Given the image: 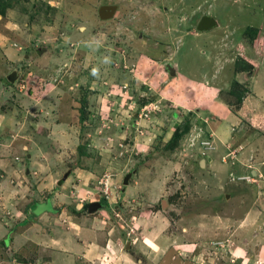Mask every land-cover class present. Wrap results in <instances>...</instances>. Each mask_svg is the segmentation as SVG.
<instances>
[{
    "label": "rangeland",
    "instance_id": "374dc122",
    "mask_svg": "<svg viewBox=\"0 0 264 264\" xmlns=\"http://www.w3.org/2000/svg\"><path fill=\"white\" fill-rule=\"evenodd\" d=\"M9 3L0 15V221L58 180L79 185L86 175L95 193L106 187L102 217L145 246L126 248L137 264H264V0ZM101 6L115 7L110 18H99ZM202 16L216 26L196 31ZM214 100L210 115L222 131L233 126L227 146L196 116ZM67 193L73 208L81 198ZM6 249L0 264L45 263Z\"/></svg>",
    "mask_w": 264,
    "mask_h": 264
},
{
    "label": "crops",
    "instance_id": "0c3cea01",
    "mask_svg": "<svg viewBox=\"0 0 264 264\" xmlns=\"http://www.w3.org/2000/svg\"><path fill=\"white\" fill-rule=\"evenodd\" d=\"M216 103L218 102L215 100L208 103L210 106L205 110V115L198 114L196 116L203 123V129L209 131L213 138L218 133L226 137V142L223 145L227 146L230 141L233 143L235 139L232 133L233 126L229 132L221 130L222 122L209 113L211 112V105ZM226 112L227 115L228 109ZM3 164L5 166V160L0 158V166ZM16 167L19 168L20 164L16 163ZM9 171L5 170L4 174ZM78 176L76 175L75 179L79 180V185L72 183V181H66L70 190L65 189V182L60 184L52 194L48 193L43 200H34L27 204L24 211L16 209L15 215L11 213L10 220L6 219L5 223H3V218H5L3 216L0 221V239L3 238L0 241V245H2L0 249L3 250L6 247L9 254L14 253L16 257L22 258H24V254L27 256L32 254L29 256L33 257L46 256L43 260L44 264H137V261L131 259V254L126 248H131L133 253L135 248L142 252L145 246L140 245V243L137 246L132 244V241L128 242L126 237L128 234L119 223L116 224L117 226L111 227L106 221L107 219L104 218H108V208L104 200L107 198L106 195L98 191V194L95 193L94 188L90 184H86V175H81L80 178ZM67 191L75 198H81L73 208H68L69 205L67 208L64 207L66 206L64 204H67L69 200ZM121 192L125 193V190L122 189ZM0 200L5 201L6 199L0 197ZM44 202L48 204L45 207L42 205ZM90 203L102 204L104 210L99 213L94 212L91 217L93 213H87ZM83 205H87L86 211L82 209ZM109 208L112 210L117 208L118 210L120 207L112 204ZM8 233L10 236L7 237ZM8 238L10 239L8 240ZM7 242L9 243L8 246ZM123 245L124 250H122ZM153 245L155 244L153 243ZM144 252L146 253V249Z\"/></svg>",
    "mask_w": 264,
    "mask_h": 264
},
{
    "label": "water",
    "instance_id": "95a60500",
    "mask_svg": "<svg viewBox=\"0 0 264 264\" xmlns=\"http://www.w3.org/2000/svg\"><path fill=\"white\" fill-rule=\"evenodd\" d=\"M114 9L115 7H112V6H101L99 7L98 9V16L100 19H107V18H110L111 15L113 14L114 12ZM108 13L106 14V16H103L102 15V12H107ZM216 26V22L209 16H202L199 21L197 22L196 24V31H199V32H204V31H207L209 29H211L212 27H215ZM164 71H168L169 75H174V70L170 69V66L169 65H166L164 67ZM16 77V73L14 71H12L9 75L6 76V80L9 82V83H12L13 82V79H15ZM202 161H200V167L202 165ZM129 178V174L125 175V177L123 178L122 180V183L123 185H126L127 183V179ZM101 206L98 204V203H90L88 205V208H87V213L88 214H92L94 212H96L98 209H100ZM128 245V244H127Z\"/></svg>",
    "mask_w": 264,
    "mask_h": 264
},
{
    "label": "trees",
    "instance_id": "16d2710c",
    "mask_svg": "<svg viewBox=\"0 0 264 264\" xmlns=\"http://www.w3.org/2000/svg\"><path fill=\"white\" fill-rule=\"evenodd\" d=\"M9 1L10 0H0V15H3L4 14V10H6V9H8L9 7H10V3H9ZM232 85H233V87H236L237 88V86H238V84L237 83H232ZM231 92V91H230ZM232 93H233V91H232ZM221 101H222V103L228 108H231V107H234V106H236L238 103H239V101L237 100L235 103H231L230 101H228L227 99L226 100H223V99H221ZM82 115H79V121H82V117H81ZM184 124V123H183ZM187 128H188V122L186 123V126H185V128H180V125L178 124V125H175L174 126V130H173V132H172V135L170 136V138H169V140L167 141V143L165 144V146L166 147H169V148H173L174 146H176V144H177V142H178V140L182 137V135L184 134V133H186V131H187ZM81 146L80 145H78L77 147H76V150L79 152V151H81ZM80 154H81V152H79ZM197 167H199L198 166V164H197ZM64 178H65V176H64ZM61 180H58L57 181V185H60L61 184ZM84 207H83V210H85L86 209V207H87V205H83Z\"/></svg>",
    "mask_w": 264,
    "mask_h": 264
},
{
    "label": "built area",
    "instance_id": "2783aa9c",
    "mask_svg": "<svg viewBox=\"0 0 264 264\" xmlns=\"http://www.w3.org/2000/svg\"><path fill=\"white\" fill-rule=\"evenodd\" d=\"M101 192H102L104 195H106V187H105V185L103 186Z\"/></svg>",
    "mask_w": 264,
    "mask_h": 264
},
{
    "label": "clouds",
    "instance_id": "9594fccd",
    "mask_svg": "<svg viewBox=\"0 0 264 264\" xmlns=\"http://www.w3.org/2000/svg\"><path fill=\"white\" fill-rule=\"evenodd\" d=\"M101 208L100 209H103L104 210V206L102 204H100ZM100 209H98L97 211H99Z\"/></svg>",
    "mask_w": 264,
    "mask_h": 264
},
{
    "label": "flooded vegetation",
    "instance_id": "af4514ba",
    "mask_svg": "<svg viewBox=\"0 0 264 264\" xmlns=\"http://www.w3.org/2000/svg\"><path fill=\"white\" fill-rule=\"evenodd\" d=\"M103 13H105V12H103ZM10 73H11V72H10ZM10 73H9V74H10ZM9 74H8V75H9ZM5 80H6V77H5ZM6 81H7V80H6Z\"/></svg>",
    "mask_w": 264,
    "mask_h": 264
},
{
    "label": "bare ground",
    "instance_id": "6f19581e",
    "mask_svg": "<svg viewBox=\"0 0 264 264\" xmlns=\"http://www.w3.org/2000/svg\"><path fill=\"white\" fill-rule=\"evenodd\" d=\"M102 15L104 16V13L102 12Z\"/></svg>",
    "mask_w": 264,
    "mask_h": 264
}]
</instances>
